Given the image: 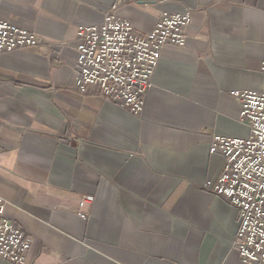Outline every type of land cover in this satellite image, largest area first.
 Wrapping results in <instances>:
<instances>
[{
  "label": "crops",
  "instance_id": "crops-1",
  "mask_svg": "<svg viewBox=\"0 0 264 264\" xmlns=\"http://www.w3.org/2000/svg\"><path fill=\"white\" fill-rule=\"evenodd\" d=\"M115 3L141 34L191 16L139 116L74 87L76 30ZM0 20L41 40L0 56V199L32 239L26 264H244L209 143L248 135L230 93L264 88V0H0Z\"/></svg>",
  "mask_w": 264,
  "mask_h": 264
},
{
  "label": "built area",
  "instance_id": "built-area-1",
  "mask_svg": "<svg viewBox=\"0 0 264 264\" xmlns=\"http://www.w3.org/2000/svg\"><path fill=\"white\" fill-rule=\"evenodd\" d=\"M116 6L110 7L101 23L77 28L74 87L82 95L92 90L139 116L162 48L185 45L184 31L191 16L188 11L164 13L149 33L141 34L115 15ZM40 45L35 34L0 20V56ZM260 73L264 77V63ZM230 97L240 107L239 119L248 127V135L212 136L209 154L220 155L224 164L218 179L208 186L212 195L237 212L238 228L231 246L238 258L244 264H264V88L232 91ZM92 202L93 197H85L79 207ZM5 208L0 199V259L26 264L32 239L6 218Z\"/></svg>",
  "mask_w": 264,
  "mask_h": 264
}]
</instances>
